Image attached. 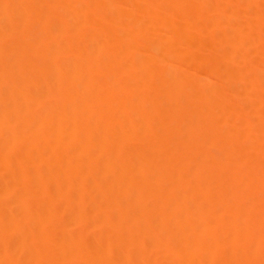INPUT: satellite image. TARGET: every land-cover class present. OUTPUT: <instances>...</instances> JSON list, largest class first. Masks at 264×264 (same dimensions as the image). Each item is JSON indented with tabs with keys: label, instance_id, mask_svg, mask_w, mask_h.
Masks as SVG:
<instances>
[{
	"label": "bare ground",
	"instance_id": "1",
	"mask_svg": "<svg viewBox=\"0 0 264 264\" xmlns=\"http://www.w3.org/2000/svg\"><path fill=\"white\" fill-rule=\"evenodd\" d=\"M0 264H264V0H0Z\"/></svg>",
	"mask_w": 264,
	"mask_h": 264
}]
</instances>
